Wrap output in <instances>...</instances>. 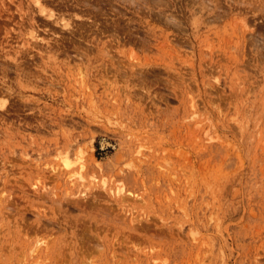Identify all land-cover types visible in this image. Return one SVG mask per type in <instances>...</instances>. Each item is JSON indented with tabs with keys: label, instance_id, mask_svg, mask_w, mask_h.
Masks as SVG:
<instances>
[{
	"label": "rangeland",
	"instance_id": "rangeland-1",
	"mask_svg": "<svg viewBox=\"0 0 264 264\" xmlns=\"http://www.w3.org/2000/svg\"><path fill=\"white\" fill-rule=\"evenodd\" d=\"M0 264H264V0H0Z\"/></svg>",
	"mask_w": 264,
	"mask_h": 264
},
{
	"label": "bare ground",
	"instance_id": "bare-ground-1",
	"mask_svg": "<svg viewBox=\"0 0 264 264\" xmlns=\"http://www.w3.org/2000/svg\"><path fill=\"white\" fill-rule=\"evenodd\" d=\"M36 1H37V0H36ZM50 17H51V16H50ZM34 37H35V36H34ZM36 38H37V37H36ZM63 162H64V166H65V167H67V168L70 167L71 164L68 162V159H65ZM77 169H78V171L81 173L82 170H83V167L80 165V167L77 168ZM80 173H79V174H80ZM79 177L82 179V176L79 175Z\"/></svg>",
	"mask_w": 264,
	"mask_h": 264
}]
</instances>
